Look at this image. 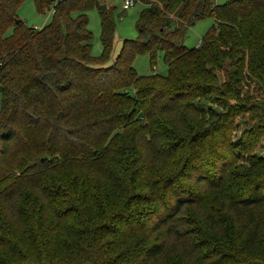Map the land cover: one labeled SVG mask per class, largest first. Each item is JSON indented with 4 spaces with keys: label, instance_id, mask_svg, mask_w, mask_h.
<instances>
[{
    "label": "trees",
    "instance_id": "trees-1",
    "mask_svg": "<svg viewBox=\"0 0 264 264\" xmlns=\"http://www.w3.org/2000/svg\"><path fill=\"white\" fill-rule=\"evenodd\" d=\"M22 2L0 0V264H264V159L251 156L264 137V0H136L137 35L113 60L110 10L91 55L96 0H33L52 14L41 29L15 24ZM159 53L166 76L136 75L137 56L153 67ZM245 82L262 116L234 145L255 108ZM216 93L224 112L208 122L191 102ZM217 189L221 213L188 219Z\"/></svg>",
    "mask_w": 264,
    "mask_h": 264
},
{
    "label": "rangeland",
    "instance_id": "rangeland-1",
    "mask_svg": "<svg viewBox=\"0 0 264 264\" xmlns=\"http://www.w3.org/2000/svg\"><path fill=\"white\" fill-rule=\"evenodd\" d=\"M98 7L87 12V28L92 34V47L91 55L92 57H98L101 54V44H100V21L99 13L102 11V7L105 8L104 11L110 10L113 14V19L115 23L114 29V39H113V53L112 60L118 54L121 43L123 40H133L136 37L135 24L138 19V15L143 8V5L135 2L134 5L127 9L123 10V0H96ZM229 0H215L216 5H223ZM18 20L24 23L29 28L41 29L48 25L51 21L52 14L51 11H45L39 13L36 11L33 0H23L22 4L17 10ZM213 26V19L207 18L201 21L196 22L192 27L186 29L184 32L183 46L186 49H194L199 46L201 39L204 38L206 33H208ZM10 34L8 31L7 35ZM111 62L108 63V65ZM132 67L139 77L149 76L153 73L160 76H166L167 70L162 60V53L157 54L155 58V64L153 67L149 63V58L147 56H137L132 64ZM220 85H215L216 89ZM242 97L245 100H248V104L254 106L253 111L239 117L235 121V132L232 135V144L236 145L242 136L248 132L256 123L261 120L262 112L258 111L261 107V95L257 91V87L252 83L245 82L241 87ZM129 93L132 95L133 92L130 90ZM223 97L216 93L211 95L207 100L197 99L191 102V105L197 109L202 110L206 114V120H209V111L221 114L224 112V108L221 105V102H224ZM227 101V100H226ZM1 102V97H0ZM229 104H234L232 101H228ZM213 121V120H212ZM258 147L251 154L255 159H264V137L259 141ZM184 168V166H183ZM207 187L198 189V191L207 192ZM228 197L227 194H223L220 190L211 191L210 195L205 199L206 202L199 205L197 210H193L192 214L188 219L196 221L195 224L199 223V217L203 210L211 211L216 215H219L222 211L223 205L225 204V199ZM198 221V223H197ZM194 226H191V229L194 230ZM200 235L196 237V240H200ZM177 252L171 251L168 254V258H173L178 256ZM181 258L183 255L180 254ZM188 260L187 257H184V264Z\"/></svg>",
    "mask_w": 264,
    "mask_h": 264
},
{
    "label": "built area",
    "instance_id": "built-area-1",
    "mask_svg": "<svg viewBox=\"0 0 264 264\" xmlns=\"http://www.w3.org/2000/svg\"><path fill=\"white\" fill-rule=\"evenodd\" d=\"M135 2H136V0H123L122 9L127 10V9L131 8Z\"/></svg>",
    "mask_w": 264,
    "mask_h": 264
},
{
    "label": "water",
    "instance_id": "water-1",
    "mask_svg": "<svg viewBox=\"0 0 264 264\" xmlns=\"http://www.w3.org/2000/svg\"><path fill=\"white\" fill-rule=\"evenodd\" d=\"M101 9H102V11H104V10H105V8H104V7H102ZM18 23H20V21H19V20H17V21L15 22V24H18Z\"/></svg>",
    "mask_w": 264,
    "mask_h": 264
}]
</instances>
